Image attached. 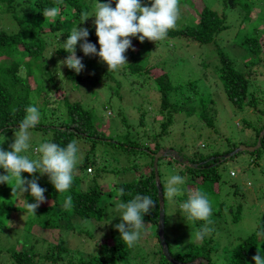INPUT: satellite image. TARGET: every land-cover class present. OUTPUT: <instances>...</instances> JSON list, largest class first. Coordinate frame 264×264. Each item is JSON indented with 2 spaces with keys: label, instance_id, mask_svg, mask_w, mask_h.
I'll list each match as a JSON object with an SVG mask.
<instances>
[{
  "label": "trees",
  "instance_id": "1",
  "mask_svg": "<svg viewBox=\"0 0 264 264\" xmlns=\"http://www.w3.org/2000/svg\"><path fill=\"white\" fill-rule=\"evenodd\" d=\"M94 2H97V0H0V133L4 135L16 131L19 122L25 115V108L34 105L38 107L41 119L38 125L31 130V133L35 129L39 131L41 144L53 142L64 147L70 141L77 140L80 146L82 156L77 165L74 182L63 195L54 190L46 175L34 174L39 176V185L46 189L44 193L45 203L49 205L39 206L36 209L28 233H30L33 225L38 224L43 230H45V227H49L58 232H63L64 238L74 231V240H76L82 234L77 232L76 224L85 220L100 221L104 214L103 210L110 203L114 205V201L115 203L127 202L136 194H140L150 196L156 201V206L143 218L145 225L141 237L145 244L142 249L138 244L133 248H129L121 238H117L115 244H107L105 243L106 239H104L97 248L96 254H94V250L84 254L83 248L77 249L76 261L68 255L66 248L69 247L64 246L65 244L57 243L55 247L48 246L43 250H40L37 248V244H34L31 248L28 246L23 247L22 251L16 247L10 250L8 264H138L137 260L139 264H174L172 261L167 260L158 235L160 189H162L164 208L163 237L165 246L168 248V254L180 263L190 262L197 257H202L208 260L209 264H213L210 257L212 251L209 249V241H206V238L199 243H192L190 241V231L187 229L177 241L169 239L167 225L171 220L166 206L168 208L171 204H175L177 207L175 209L177 221L182 222L184 218L180 205L196 190H201L207 193L212 201L213 214L211 219L214 221L213 224L226 227L224 220H231L230 214L224 215V208L225 205L229 204V198L234 201L232 205H229L233 209H230V212L233 211L231 213L233 214L232 220L236 221L237 216L244 209L243 202L245 198L240 197L244 194L243 188L236 181L222 177L221 172L225 169V165L239 154L229 159L216 153L208 154L205 152L188 156L183 153H174V149L169 148L173 142L170 143L168 148H162L159 139H164L167 136L171 137V130L175 131L180 122L186 124L188 119L194 116H197L199 121H203L207 126H214L212 123L214 113L211 102L206 103L208 100L200 98V95L204 94L201 87L198 89L202 80L206 84L212 80L221 86L223 95L237 111H242L244 108L257 110L261 100L250 91L252 84L255 85L254 80L248 74L251 70H246L242 66L237 69L231 59L221 51L220 46L226 41L224 40L225 33L234 28L233 23L227 22V13H231L243 22L239 24V31L243 33L239 46L245 52L241 49L242 56L238 57L237 60H241L243 64L248 62L249 69L263 61L264 0H222L221 3L216 5H223L220 11H216L213 7L203 6L201 11L197 13V19L194 22L191 21L192 24L186 23L169 30L165 41L151 42L145 39L141 43L136 37H130L135 50L129 49L126 51L128 64L122 65L120 75L123 79L126 76H144L148 79L147 82L152 83L154 86V91L158 94L161 105L159 113L151 118L154 122L156 119L159 120L158 129L160 132L148 138L147 146L139 145L136 140L130 137H125V141L122 142L115 140L114 136L109 135L108 131L101 130L96 126L90 106L88 108L87 105L84 106L83 101L69 102L66 98V92L58 89L59 78L63 77V80L71 83L74 87L81 86L82 90L81 83H86L92 77L89 72L98 74L96 68L98 60L95 62L86 60L82 52L81 58L85 67L79 74L68 68H65L64 72L59 68L60 64L57 59H51V66H48L47 48L53 44L60 45L55 54L65 59L67 53L62 49L63 41L71 33L74 26L78 24L77 27H81L85 24L86 21L79 24L82 18L81 13H90L91 5ZM53 6L60 9L58 16L54 20L43 16V10ZM224 8H227L228 12H224ZM247 18H250L252 22L251 25H246L244 29L243 24ZM88 30V40L99 48L95 26L90 27ZM222 34L225 35L218 38ZM170 39L172 41L182 39L197 46L216 44L218 66L209 75H207L208 70H203L202 76H199L196 80L187 79L182 83L175 84L174 80L172 82L170 69H167L169 68L168 63L163 66L156 61L157 58L152 56L154 49L160 51L159 48L161 49V46H163L162 42L168 43L171 41ZM79 49L78 44L76 52ZM88 57H93L92 60L97 58L94 56ZM172 59L173 57L170 58L171 61ZM34 64L37 65V68L31 69L29 74L28 67ZM100 64L102 65L101 74H103L105 80H111L113 85L109 83L105 85L108 96L102 100L98 96L99 102L108 100L112 102L114 100L122 103V85L125 81L113 76L115 70L111 73L112 71H108L106 64L102 62ZM201 64L206 66V62ZM60 70L62 71L60 72ZM31 77L36 84L35 87L32 86ZM207 90L209 92V88ZM208 92L205 94L206 96L209 95ZM52 93L59 97V101L54 100L51 102ZM60 104L61 106H59ZM199 108L200 112H196V109ZM107 109L109 110V107L104 105L103 110ZM257 114L259 116L255 117L258 120V130L256 135L254 133L255 144H257L259 134L264 129V123L260 119V116L264 117V111H257ZM139 121L140 124L144 125L146 120L143 115H141ZM121 122L126 123V119ZM1 139L2 136H0V141ZM151 139L154 144L153 148L149 147ZM35 146L38 147L35 143L30 144L29 149H37ZM0 147L9 150L8 144L2 143ZM112 148L124 150L134 156L128 161L126 159L125 162L119 160V156L116 158L118 167L126 172H132L134 178L131 181L115 183L112 187L107 188L104 185V180L108 175L106 167L108 166V160L113 159L110 156L108 157L107 154ZM197 148L203 150L205 145L198 144ZM234 148L235 146L230 147V149ZM259 148L264 150V136L260 139ZM141 152L147 157V161L142 165L138 162L135 154H141ZM159 152L163 156L157 162V184L153 161L154 154ZM24 154L30 159H34L32 153ZM172 155H176L178 159L172 157ZM160 164L170 166L174 170V174L182 176L185 180L183 194L178 195L176 199L169 200L166 195L167 182L165 175L162 174L159 168ZM92 167H94L95 172L90 175L87 170H92ZM3 174L4 170L0 169V175ZM21 175L30 178L27 173ZM185 175L187 176L185 177ZM228 175L229 177H235L234 172H230ZM13 183L14 181L10 182L9 185L0 183V218L5 214L8 216L11 211L23 210L21 207L14 208L3 201L6 198V192L12 190L10 186ZM121 188L125 193L123 196L118 194V190ZM128 193H131V195H128ZM25 194L28 199L32 197L29 193ZM69 195L72 197L73 207L65 209L63 203L65 197ZM221 195H224L225 198L223 196L218 199ZM192 224L202 225L203 222L197 221ZM175 242L179 243L180 246H173ZM146 246L150 250H147ZM263 246L264 220L244 242L231 247L226 252L224 264H254L252 257L259 248L261 254H263ZM173 247H176L177 250L172 249Z\"/></svg>",
  "mask_w": 264,
  "mask_h": 264
},
{
  "label": "rangeland",
  "instance_id": "2",
  "mask_svg": "<svg viewBox=\"0 0 264 264\" xmlns=\"http://www.w3.org/2000/svg\"><path fill=\"white\" fill-rule=\"evenodd\" d=\"M221 1L222 0H179L178 6L180 8V18L177 21L176 28L186 23L189 25L192 24L191 21L194 22V20L197 19V13L201 11L203 6H209L210 8L213 7L216 11H220L223 5H216L217 3H221ZM98 2L106 3L107 0H98ZM96 3L97 2H94L91 5L89 15L92 17H89L81 27L89 29L90 27L95 26L93 20L96 11ZM115 3L116 0H112V7H115ZM141 3L142 5L148 3L150 6V0H141ZM224 12H228V9L224 8ZM227 14V22L230 24L233 23L234 28L225 33L226 35L222 34L218 37L221 38V36L225 35L224 40L226 41L220 46L221 51L231 59L233 65L237 69L242 66L246 70H251L248 74L251 76V79L254 80L255 85L252 84L250 91L255 97H258L259 100H261L259 106H257V110L244 108L242 111H237L227 100L226 96L223 95L221 86L212 80L207 84L205 82L203 83L204 80H202L198 89L201 87L204 94H201L200 98L208 100L206 103L211 102L212 111L214 113V117H212V123L214 126H207L203 121H199L197 116L189 118L186 124L180 122L176 126L175 131H170L172 134L171 137L167 136L164 139H159L162 148H168L170 143L173 142L169 148H173L174 153L195 156L196 154H203L205 152L208 154L216 153L219 156L226 157L231 155L241 146H245L250 150L256 145L254 139L256 131L258 130V120H256L255 117L257 118L259 116L257 111H264V56H262L263 61L259 62L256 66H253L251 69L248 68V62H244V65L241 60H237L238 57L242 56L240 51L241 49L243 50V48H240L239 46L240 39H242L243 35V33L239 31V24L243 22L231 13ZM251 22L252 20L247 18L243 24L244 29L246 28V25H251ZM166 39L167 38L162 41H165ZM162 45L161 49L159 48L160 51L154 49L152 56L157 58L156 61L163 66L168 63L167 66L169 68L167 69H170L171 72L169 73L170 76L172 75V82L173 80L176 82L175 84L182 83L187 79L196 80L199 76H202L203 70H208L207 75H209L211 71L213 72L215 67L218 66L216 44L212 43L206 46H197L192 42L181 39L178 41L171 40L168 43L162 42ZM59 47L60 45L53 44L47 48L46 56L49 58L48 66H51V59H57L60 64L59 68L64 70L65 68L67 69V67L60 62L64 60L63 57L55 54L56 49ZM98 49L99 48H97V50ZM76 55L81 57L82 51L80 49L77 50ZM171 57H173L172 61L170 60ZM84 58L93 62L96 60L99 61L96 64L98 74H92V72H89V75H92V77H90L86 83H81L82 90L81 86L76 88L71 83L63 80V77H60V81L58 80V89L66 92V98L69 102L83 101L84 106L87 105V108L90 106L89 108L92 109L94 122L97 124L96 126L101 130L108 131L109 135L114 136L113 138L115 140L122 142L125 141V137H130L136 140L139 145L147 146L148 138L150 136L152 137V135H157L160 132L158 129L159 120L156 119L154 122L153 119H151L155 117V114H158L161 109L159 96L154 91L152 83L149 84L147 82L148 79L139 75L137 77L136 75H134V77L126 76L123 79L120 75L122 72L121 66L118 71L115 70L114 73L113 71L110 72L113 73V76L125 81H123L124 84L122 85V103L114 100H112V102H109V100L106 102H99L100 100H98V96L101 100L108 96V91L106 90L105 85L108 83L112 84V81L105 80L103 74H101L102 65L100 64L101 61L98 57L93 60V57L89 58L88 56H85ZM203 62H206V66L201 64ZM34 68H37L36 64L29 65L28 73L30 74V70ZM62 70H60V72ZM97 78H99V80H97ZM142 78L144 79L142 80ZM32 86H36L33 79ZM207 88H209V92ZM187 91L192 93L189 90ZM207 92L209 95L206 96L205 94ZM54 100L59 101V97L52 93L51 102ZM152 104L153 106L151 107ZM104 105L108 106L110 111L108 109L103 110ZM59 106H61V104ZM196 112H200V108L196 109ZM141 115H143L146 120L144 125L140 124L139 121ZM260 117L262 123H264V117ZM123 119H126V123L121 122ZM14 133L15 131L4 134L7 139L3 144H8L9 146L13 142ZM2 140L3 137L1 141ZM32 143H35L38 147L41 144V136L36 129L31 133L30 144ZM198 144L205 145V148L203 150L197 148ZM153 146L154 144L151 139L149 147L153 148ZM232 146H235L234 150L230 149ZM258 149L256 151L240 153L233 158L232 161L228 162L224 167L225 169L221 172L222 177L236 181L243 188L244 194L240 197L245 199L243 202L244 209H242L237 216L236 221H234L232 220L233 214H231L233 211L230 212V209H232L231 205L234 201L229 198L228 203L231 205H225L224 215L230 214L231 220H224L226 223L225 228L219 226L210 236L206 237V241H209V249L212 251L211 261L213 264H224V256L226 252L230 250L231 247L244 242L255 232L261 221L264 220V150L260 148ZM25 153H32L34 159H39L41 155L37 151L35 152L34 149H28ZM135 154L137 155L136 158H138L140 165L147 161V157H145L144 153L141 152V154ZM107 155L108 157L110 156L113 158L108 160V166L106 167L108 175L104 180V185L107 186V188L112 187L115 183L131 181L134 178L132 172L124 171L118 167L116 162L117 156H119V160L125 162L126 159L128 161L130 158H133V155L124 150H117L114 148L110 149ZM172 157L178 159L176 155H172ZM159 168L162 174L165 175L166 182L174 174V170L168 165L163 166L160 164ZM94 172L95 169L92 167V171L89 174L93 175ZM230 172H234L235 177H229L228 174ZM186 176L187 175H185V177ZM109 178H115L116 182L112 183ZM10 192H6V198H4L3 201L9 203L14 208L17 206L21 207L23 210H18V212L11 211L8 216L5 214L0 218V264H8L10 250L15 247L22 251L23 247L26 248L28 246L31 248L32 245L37 244V248L43 250L48 246L55 247L57 243H61L65 244L64 246L69 247L66 248L68 255L76 261L78 256L76 253L77 249L83 248L82 250L85 252L84 254L94 250V254H96L98 250L97 248H99L104 239H106L105 243L107 244H115L117 243V238H120V233L115 228V225L121 222L119 217L120 214L115 211H109L110 208H115V201L114 205H111L110 203L109 206L103 210L104 214L102 220L93 222L89 221L90 223L87 225L83 223L84 221L76 224L77 232L82 234L78 236V239L74 240V231L64 238L63 232H58L49 227H45V230H43L38 224L33 225L30 233H28L31 221L34 220V215H32L26 208L25 201L28 203H35V200L33 197L28 199L25 193L22 195L18 192L12 194V190ZM223 196H219L218 199H221ZM177 197L178 196H175L172 199H176ZM44 205L48 206L49 204L43 203L40 206ZM176 208L175 204H171L168 208L166 206L168 216L171 220L167 225V235L169 233V239L172 241H177L185 231L184 225H180L179 221H177L175 213ZM186 223L190 225L188 227L191 235L190 241L192 243L201 242L202 240L196 238V231L201 225H193L190 222ZM178 226H180V231L177 230ZM137 244L141 249L144 247L145 242L142 237ZM173 246H180V244L175 242ZM145 248L147 249V246ZM172 249L177 250L176 247H173ZM147 250H150V248L148 247ZM215 255L217 256L215 257ZM262 255H264V253ZM188 262L189 261L184 263ZM137 263L139 264L138 260Z\"/></svg>",
  "mask_w": 264,
  "mask_h": 264
},
{
  "label": "clouds",
  "instance_id": "3",
  "mask_svg": "<svg viewBox=\"0 0 264 264\" xmlns=\"http://www.w3.org/2000/svg\"><path fill=\"white\" fill-rule=\"evenodd\" d=\"M178 5L179 0H150V6L148 3L142 5L141 0H116L115 7H112V0H107L106 3H100L97 0L93 23L99 49L97 50L96 45L88 40V28L77 27V24L63 41L62 49L67 53V56L60 62L68 69L79 74L85 67L82 58L76 55V48L79 44V48L85 56L98 57L102 63L107 65L108 71H118L122 65L128 64L126 51L129 49L135 50L130 37H136L141 43L145 39L156 42L165 39L169 30L176 28L177 21L180 18ZM59 11L60 9L56 6L45 8L43 16L54 20ZM81 17L79 24H83L92 16L88 12H82ZM40 119L41 113L38 107L34 105L26 107L25 115L19 122L14 133L13 142L9 145V150L0 147V169L4 170V174L0 175V183L9 185L10 182L14 181L10 186L12 194L17 192L22 195L29 193L34 198L35 203L25 201V204L32 215H35L36 209L46 202L44 195L46 189L39 185V176L46 175L54 190L63 195L74 182L77 165L82 156L77 140L70 141L64 147L53 142L42 143L37 149H34L35 152L41 154L39 159H30L25 155L24 153L30 148L31 130L38 125ZM0 136L3 137V140L0 141V144H2L7 137L2 133H0ZM224 158H227V156ZM91 171V169L87 170L88 173H91ZM22 173L29 174L30 178L23 177ZM34 174H39V176ZM109 179L112 183L116 182L115 178ZM184 183L185 180L182 176L173 174L167 181V197L172 199L175 196L182 195ZM159 191L163 206L162 189ZM118 194L123 196L125 194L124 190L119 189ZM128 195H131V193H128ZM155 206L156 201L150 196L136 194L127 202H117L114 209H109L110 212L120 213L121 222L116 224L115 228L127 247L132 248L139 242L145 225L143 218ZM63 207L65 209L73 207L70 195L65 197ZM180 209H182L184 221L179 222L180 225H184L185 231L190 226L186 222H203L196 231V238L199 240L210 236L214 230L221 226L213 224L214 221L211 219L213 214L212 201L208 194L201 190H196L191 194L180 205ZM83 223L87 225L90 222L85 220ZM177 230L180 231V226ZM200 259L206 260L197 257L195 261L180 263L172 258L177 264H203ZM252 260L255 264H264V255L261 254L260 248L257 249ZM206 261L208 262V260Z\"/></svg>",
  "mask_w": 264,
  "mask_h": 264
},
{
  "label": "water",
  "instance_id": "4",
  "mask_svg": "<svg viewBox=\"0 0 264 264\" xmlns=\"http://www.w3.org/2000/svg\"><path fill=\"white\" fill-rule=\"evenodd\" d=\"M264 136V129L261 131V133L259 134L258 137V141L257 144L251 148L250 150H248L246 147L241 146L238 149H236L231 155L227 156V158L232 157L233 155H236L238 153L241 152H245V151H255L259 148L260 145V139ZM163 156V154L161 153H157L154 155V161H153V168L155 170V178H156V183L158 184V175H157V162L158 160ZM160 193V191H159ZM159 204H160V215H159V228H158V235L161 241V245L163 246V250L165 253V256L167 257L168 261H172L173 263L177 264V262H175L174 260H172V258L168 255V248L165 246L166 244L164 243V237H163V228H164V222H163V206H162V196L160 194L159 196ZM200 262H202L203 264H208V262L204 259H200Z\"/></svg>",
  "mask_w": 264,
  "mask_h": 264
}]
</instances>
